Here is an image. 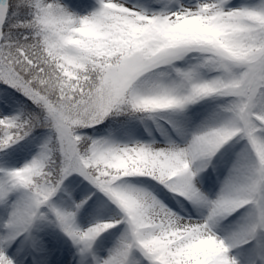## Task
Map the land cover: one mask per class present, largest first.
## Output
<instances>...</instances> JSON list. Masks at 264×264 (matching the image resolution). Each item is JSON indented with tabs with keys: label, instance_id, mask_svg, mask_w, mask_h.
Returning a JSON list of instances; mask_svg holds the SVG:
<instances>
[{
	"label": "snow or ice",
	"instance_id": "obj_1",
	"mask_svg": "<svg viewBox=\"0 0 264 264\" xmlns=\"http://www.w3.org/2000/svg\"><path fill=\"white\" fill-rule=\"evenodd\" d=\"M0 264H264V0H0Z\"/></svg>",
	"mask_w": 264,
	"mask_h": 264
}]
</instances>
